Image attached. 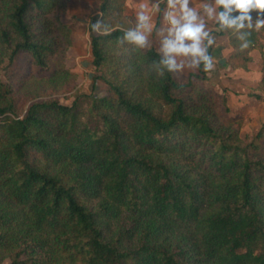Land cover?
<instances>
[{"label": "trees", "instance_id": "16d2710c", "mask_svg": "<svg viewBox=\"0 0 264 264\" xmlns=\"http://www.w3.org/2000/svg\"><path fill=\"white\" fill-rule=\"evenodd\" d=\"M68 2L0 0V260L264 264V126L247 145L217 127L191 100L207 72L168 73L153 43L123 41L124 0H98L88 24L106 96L19 104L33 72L72 45ZM215 29L233 49L227 64L247 70L263 29L243 30L244 51L240 33Z\"/></svg>", "mask_w": 264, "mask_h": 264}, {"label": "rangeland", "instance_id": "374dc122", "mask_svg": "<svg viewBox=\"0 0 264 264\" xmlns=\"http://www.w3.org/2000/svg\"><path fill=\"white\" fill-rule=\"evenodd\" d=\"M159 2V11H155L150 7L152 15L151 23L154 25L157 19H160L159 23L164 22L166 26H169L163 18L164 13L167 11L166 0H159ZM125 3L126 0H124L123 5L124 18L121 20V26L130 29L135 28L136 20L125 13ZM197 3V9L200 11L201 17H203L206 31L211 36L216 35L215 18L209 19L204 14L200 4L201 0ZM97 4L98 0H69L66 12L61 15V21L71 29L72 45L67 50L63 62L60 59L54 58L52 66L48 71L33 72L31 78L24 83L17 93L21 106L26 105L29 101L37 97H56L62 104L70 105L75 92H93V94L99 97L106 96L109 93L107 87L101 81L95 82L94 86L92 82L93 77L97 73L92 67L88 24L90 19L97 14ZM190 6H193L192 3ZM164 38L163 36L154 42L151 39L148 43H153L160 50L161 42ZM227 42L229 40L226 36L216 38V57L218 59L225 57L226 54L228 59L232 53L233 49L231 46L229 53L225 51ZM181 60L182 58H178V63ZM183 62L185 64L188 63L186 60ZM5 64L0 65V78L2 81H6L3 70ZM215 70L217 69L213 67L210 72L206 73L204 82H197L191 100L199 106L202 104L201 107H206L205 111L208 112L217 127L223 130L233 131L237 142L242 145H247L252 142L259 129L264 126V106L260 103L259 99L255 98L254 91L256 88L247 85L241 87V83L235 84V80L237 79L233 80L230 76L223 77L217 82L214 78ZM191 72H196V69L192 70L186 67L181 73L187 75ZM227 81L231 82L230 85ZM200 92L205 96L204 101H201L198 97V93ZM225 107L228 108V113L224 111ZM261 144L264 147V140H262ZM0 264H9L8 258L1 259Z\"/></svg>", "mask_w": 264, "mask_h": 264}, {"label": "clouds", "instance_id": "9594fccd", "mask_svg": "<svg viewBox=\"0 0 264 264\" xmlns=\"http://www.w3.org/2000/svg\"><path fill=\"white\" fill-rule=\"evenodd\" d=\"M191 3L192 0H167V11L163 18L169 27L167 36L161 42L159 65L168 73H181L186 67L210 72L214 67L209 48L215 40L205 30L200 11L190 6ZM201 7L209 19L215 18L221 29H234L240 33L241 51L250 46V32L246 33L244 29H264V0H201ZM151 8L159 11V0L152 3ZM253 13H256L255 18ZM150 24L151 14L141 7L136 14L135 28L125 31L123 41L145 48L152 31ZM91 27L94 32L103 30V33H107V27L100 19ZM178 58H182L179 63ZM185 60L187 64L183 62Z\"/></svg>", "mask_w": 264, "mask_h": 264}, {"label": "crops", "instance_id": "0c3cea01", "mask_svg": "<svg viewBox=\"0 0 264 264\" xmlns=\"http://www.w3.org/2000/svg\"><path fill=\"white\" fill-rule=\"evenodd\" d=\"M153 1L154 0H126L125 13L129 16H132L136 20L137 12L141 9V7H144L151 14L150 7ZM198 1L199 0H192L193 7L197 8ZM166 3H167V0H166ZM201 18L203 19V17ZM159 22H160V19H157L156 24L154 25L153 23L150 24V26L152 27V31L150 34L151 37L149 36L148 42H150L151 39H152V42H154L163 36L164 37L167 36L169 26H166L164 22L163 23H159ZM217 32L218 30L216 29L215 34ZM212 37L215 40V43L211 46V56L213 57L214 69H217L214 71L215 80L219 82L221 78L230 76L232 77L233 80L237 79L235 80V84L241 83V87H244L247 85L249 87L256 88V90L254 91L255 98L259 99L260 103L264 106V81H263L264 29L261 31L260 43H259L260 45L257 48H254L253 50L249 52L250 61L247 65V70H242V69L240 70L239 68L232 69L227 64V54L225 57L218 59L216 57V50H217L216 38H219V35L216 34ZM230 49L231 48H230L229 42H227L225 45V51L229 53ZM227 82L230 85L231 82L230 81H227Z\"/></svg>", "mask_w": 264, "mask_h": 264}]
</instances>
